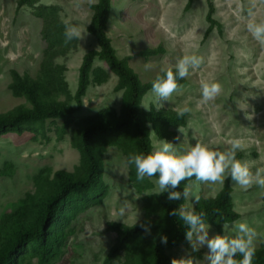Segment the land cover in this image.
<instances>
[{"label": "rangeland", "instance_id": "374dc122", "mask_svg": "<svg viewBox=\"0 0 264 264\" xmlns=\"http://www.w3.org/2000/svg\"><path fill=\"white\" fill-rule=\"evenodd\" d=\"M214 17L223 28L205 36L209 0H195L186 10L188 0H111L107 25L116 54L149 83L163 73L176 69L185 55L200 60L189 67L185 83L179 85L167 100L149 90L141 107L150 111L168 110L178 113L185 107V125L168 126L169 138L159 137L151 128L152 152L163 140L182 152L199 142L211 150L225 152L230 140H239L236 159L247 162L253 175L264 169V44L248 30V24L264 22V0H210ZM98 0H32V5L18 7V0H0V115L14 113L20 106L30 107L25 98L12 94L14 72L32 80H44L47 63L60 82L58 100L76 107L82 60L90 50H99L96 39L88 32L93 5ZM66 25L78 26L81 38L66 43ZM54 26H58L55 29ZM57 35H61L58 39ZM162 47L157 56L144 57L145 49ZM52 58L46 59L50 49ZM102 69L105 81L92 82L83 98V106L73 114L65 128L61 119L26 126L21 134L0 135V226L20 213L22 202L37 192V180L55 172L76 173L81 167V153L74 145L75 134L85 120L102 111L120 115L124 90H117L118 76L106 62L96 58L93 70ZM53 73V74H54ZM201 81L218 83L220 93L202 102ZM151 127V126H149ZM127 148L111 144L102 156L103 193L88 200L71 203L68 236L61 253L48 262L28 257L24 264H128L149 254L154 237L142 236L115 251L120 235L111 229L115 223L136 226L144 221L165 223L157 212L153 198L160 195L157 180L145 177L137 181L134 165L128 163ZM264 177V172L261 173ZM232 185L233 211L236 221L216 219L220 229L210 222L209 238L234 235V222H244L257 232L255 250L264 245V187L253 181L245 189L232 181L228 172L223 183L191 180L190 195L182 206L194 211L200 199L215 198L225 181ZM162 194V193H161ZM199 200L196 201L195 197ZM124 208V215H120ZM224 225H227L224 228ZM207 246L196 243L195 236L187 245L167 251L170 258L191 256L195 264H208Z\"/></svg>", "mask_w": 264, "mask_h": 264}, {"label": "trees", "instance_id": "16d2710c", "mask_svg": "<svg viewBox=\"0 0 264 264\" xmlns=\"http://www.w3.org/2000/svg\"><path fill=\"white\" fill-rule=\"evenodd\" d=\"M195 0H188L186 10L190 9ZM31 4L32 0H18V7ZM93 16L88 26V32L96 39L99 50H90L82 60L79 81L75 93L76 107L67 101L58 100L60 82L55 77V70L49 66L44 80H32L14 72L11 84L12 94L16 98H25L30 107L20 106L14 113L0 115V135L16 132L21 134L26 126L42 124L46 120L61 119L67 128L73 119V114L82 108L83 98L92 82L101 85L105 81L102 69L93 70V63L100 58L108 64L118 76L117 90H124L121 114L102 111L95 117L85 120L75 134L74 145L81 153V167L76 173L65 171L55 172L52 178L45 175L37 180V192L30 194L22 202L20 213L7 218L0 226V264H24L28 257H37L41 262H48L57 257L65 244L68 234L65 232L70 223L71 203L79 198L88 200L99 197L103 191L102 156L108 145L116 144L127 148L130 154H150L152 145L151 128L161 138H169L172 134L168 126L185 125V115L177 112L151 109L146 111L141 107L142 100L149 90H152L154 78L149 83H142L138 75L116 54L110 38L107 35V25L111 13V0H98L93 5ZM215 7L209 0L206 21L209 27L207 37L214 29L222 35V24L215 19ZM58 26H54L55 29ZM58 29V28H56ZM55 29V32H56ZM61 35H57L60 39ZM65 35H63V38ZM162 47L145 49L141 56L151 57L162 54ZM52 48L46 53V59L55 54ZM176 76L177 85L186 81L181 79L176 69H171ZM54 73V74H53ZM159 76H164V72ZM151 126V127H149ZM158 179V174L153 176ZM195 176L180 183L178 191L188 185ZM232 185L227 179L222 190L215 198L200 199L194 212H203L204 222H210L220 229L216 219L236 221L239 215L233 211ZM168 194L162 193L153 198L157 212L163 215L165 223L144 221L136 226L115 223L111 229L118 232L120 241L115 251L127 247L132 240L142 236L152 235L153 244L149 254L141 259H133L128 264H171L167 251L180 245H187L185 238L186 226L179 216L170 215L174 209L182 207L186 199L169 201ZM150 228L146 233L141 225ZM167 237V244L161 243V237ZM237 260L241 256L235 257ZM253 264H264V245L255 250Z\"/></svg>", "mask_w": 264, "mask_h": 264}, {"label": "clouds", "instance_id": "9594fccd", "mask_svg": "<svg viewBox=\"0 0 264 264\" xmlns=\"http://www.w3.org/2000/svg\"><path fill=\"white\" fill-rule=\"evenodd\" d=\"M248 30L252 36L264 44V22L248 24ZM66 43L74 38H81V31L78 26L66 25ZM200 60L195 56L185 55L179 58L176 63V71L181 79L188 75L189 67L196 68ZM164 76H157L152 84V91L162 100H167L171 94L177 90L176 76L171 69L163 70ZM202 102L206 103L214 99L221 91L218 83H208L201 81ZM190 111L187 107L178 110V115L183 116ZM231 148L228 151H214L207 145L195 143L182 152H177L173 144L163 140L162 143L150 154H130L128 163L135 166L137 181H143L145 177H153L158 174L157 185L161 193H167L169 201H179L187 199L190 195L189 187L183 191H178L180 183L195 176L197 181L205 183H223L224 174L228 172L232 181L247 189L251 187L253 181L264 187V177L261 173L264 169H258L255 175L249 169L247 162L236 159V150L240 148L239 140L228 142ZM198 201L199 197L196 196ZM124 208H121L120 215H124ZM170 215L179 216L186 226L185 238L190 243L193 237L196 243L207 246L208 252L206 260L208 264H253L255 255L254 240L257 232L244 222H234V235H215L209 238V226L204 223V213L199 214L186 210L183 207L174 209ZM146 233H150V228L141 225ZM227 225H224L226 228ZM161 243L167 244V237H161ZM241 256L237 260L235 257ZM171 264H195L191 256L172 258Z\"/></svg>", "mask_w": 264, "mask_h": 264}]
</instances>
